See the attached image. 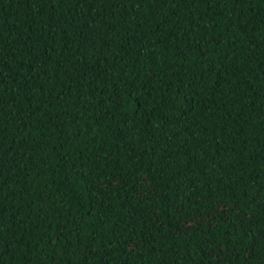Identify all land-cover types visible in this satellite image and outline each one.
Masks as SVG:
<instances>
[{"label":"trees","instance_id":"1","mask_svg":"<svg viewBox=\"0 0 264 264\" xmlns=\"http://www.w3.org/2000/svg\"><path fill=\"white\" fill-rule=\"evenodd\" d=\"M0 264H264V0H0Z\"/></svg>","mask_w":264,"mask_h":264}]
</instances>
